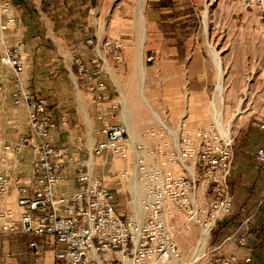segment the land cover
<instances>
[{"label":"crops","instance_id":"1","mask_svg":"<svg viewBox=\"0 0 264 264\" xmlns=\"http://www.w3.org/2000/svg\"><path fill=\"white\" fill-rule=\"evenodd\" d=\"M153 1L145 0L142 9L143 0H137V11L139 13L140 10L142 16L144 14L145 32L157 30L154 24L156 12L154 8L150 9L154 4ZM130 2L131 0H9L11 12L16 21L15 25L0 37H7L5 42L8 45H14L18 41L22 42L21 51L24 64L27 61L30 64L46 67L47 75L44 78L35 79L33 91L46 99L49 114L53 118H57L59 114H64L66 111L71 114L67 116L69 124L67 122L57 124L51 131L53 144L57 147H65L66 156H72V161L69 162L63 174V180L57 184L58 193L71 191L74 168L79 165L87 168L93 177L101 180L114 193L115 201V192L120 191L114 186L116 182L114 180L112 182L109 175L106 177L104 174L103 176L97 175L96 162L105 160L100 157L117 156V154L105 151L94 156L89 151L102 137L95 133L100 127V123L96 120L98 109L89 101L83 81L80 86L83 89L82 92L85 91V98L89 105L85 107V113L79 105L78 93L75 90L79 88L78 85L75 87L74 75L72 74V77L68 75L56 77V75L59 73L60 62H62L59 59L58 50H61L64 62L76 49L83 55H89L88 50L91 47L86 45L88 38L96 44L106 38H124L123 31L116 32L113 29L114 17L116 15L126 16L125 12H128ZM149 2H152L151 5ZM232 3L221 4L220 8L226 7L228 11H231ZM236 7L237 5L234 9L236 17L233 25L214 24V20L209 21L212 23L208 26L210 39L205 42L209 45L208 48L213 46L219 49L217 52L223 72V101L220 112L223 123L231 120L232 136H228V138L233 137L234 145L228 178L231 212L217 223L208 238L202 235L197 241L192 233L189 235L192 228L200 232L196 224L189 223L188 230H186L181 216L170 219V224H172L178 250L184 260L190 255V258L198 256L203 249L218 245L217 252L233 253L237 256L238 262L249 256L251 264H264V168L259 166L254 156L264 140V131L260 128V118L264 115V89L259 88L258 75L238 76L232 66L231 48L235 41L231 42V35L233 34L236 40L242 30V18L237 17ZM89 9L92 11L90 14ZM256 26L257 35L264 40V22L256 21ZM193 32L192 29V35H187L186 40L174 39L167 42V45L157 41L146 42V49L170 48L172 51L155 56L153 70L150 68L151 65L146 63L142 67L144 70L142 91L139 92L137 87L135 91L130 92L131 96L129 95L132 103L139 106L138 110L133 111L128 107L126 99L128 94L123 90L121 80L109 78L108 83L102 73L101 78L109 86L112 98L117 99L121 104L117 121L126 125L129 140L125 144L126 147L129 148L134 144L141 145V150L130 151L127 155L129 157L123 158L127 159V162H115L122 164L123 167L119 168L125 169L130 175L128 181L134 183L133 186H136L135 189L138 191L136 198L142 194V185L134 181L135 178L131 180L134 174V164L131 161L134 157L139 156L141 158L139 161L145 166L155 167L159 158L154 153L150 154L149 151H153L162 139L171 142L181 123L189 129H195L204 128L214 121L212 101L215 95L218 70L212 55L209 58L196 56ZM262 48L264 55V47ZM178 49L182 51H177ZM166 66H170L171 85L167 83ZM71 82L74 89H71ZM111 86L117 93L116 96L113 95ZM260 98L261 103L259 104L257 100ZM123 102L127 104L126 109ZM143 103L146 106H143ZM17 107H20L26 115L24 107ZM154 114L159 117V120ZM147 128L163 129L164 135L162 138L155 135L141 136L143 130ZM15 139L0 141V147ZM2 155L0 148V156ZM9 156H16L9 160L14 171L20 172L21 176L25 175L33 157L31 150L23 149L20 154ZM64 161L66 162V159ZM136 182L137 185H135ZM136 190L132 189V192ZM124 191L131 196V190L126 188ZM16 196L15 186L12 184L0 197V208H12L17 213ZM116 206L119 208L117 201ZM215 233H217L216 236ZM184 236H190L186 246L182 243ZM19 237L25 243L26 251L24 256L16 259L14 264L18 261L31 262L28 248L30 240H35L41 247L42 264L53 263L52 256L55 247L51 237L21 234ZM202 238H204V244L198 253L199 246L197 245ZM239 238L244 239V245L240 246L236 243ZM190 258L189 261L192 260Z\"/></svg>","mask_w":264,"mask_h":264},{"label":"built area","instance_id":"2","mask_svg":"<svg viewBox=\"0 0 264 264\" xmlns=\"http://www.w3.org/2000/svg\"><path fill=\"white\" fill-rule=\"evenodd\" d=\"M236 2L241 10L254 11L257 21L264 22V0ZM15 21L9 0H0V35ZM87 43L94 41L88 39ZM103 45L114 53L121 49L115 39H106ZM21 49V41L8 45L0 37V62L12 70L10 99L14 106L25 108L28 128L27 136L0 147V197L14 184L18 208L17 213L12 208H0V231L51 237L55 247L52 264H189L180 255L170 219L181 216L185 228L194 223L208 238L217 223L230 214L232 138L222 137L215 121L195 129L181 123L171 142L162 139L149 151L158 156L157 166H145L134 157V177L142 185V194L130 215L117 208L114 193L82 165L74 168L71 191L58 193L57 184L63 180L72 156H66L65 147L53 144L51 131L57 124H65L67 116L53 118L46 99L27 88ZM115 57L119 58L117 54ZM75 63L89 101L98 109L100 127L95 133L102 138L90 153L97 156L107 151L126 158L130 151L141 150L139 144L129 146L130 150L125 145L129 142L127 128L117 121L120 101L112 98L101 78L103 58L98 55L91 59L90 66L77 58ZM260 128L264 131V115ZM146 135L162 138L164 131L147 128L141 133ZM23 149L31 150L33 157L29 170L21 176L9 162L16 156L9 155H18ZM254 156L264 168V140ZM236 243L242 246L245 241L239 238ZM28 248L31 262L16 264H42L37 242L28 241ZM217 250L218 245L203 249L191 264H251L249 256L238 262L235 254Z\"/></svg>","mask_w":264,"mask_h":264},{"label":"rangeland","instance_id":"3","mask_svg":"<svg viewBox=\"0 0 264 264\" xmlns=\"http://www.w3.org/2000/svg\"><path fill=\"white\" fill-rule=\"evenodd\" d=\"M154 4L150 9L154 8L156 12V16L154 17V24L157 28L156 31L145 32L146 25L144 24V14L142 16L141 11L139 13L137 11V0H131L128 6V12H125L126 16H118L114 17L115 23L113 24V29L116 32H122L125 34L124 38H106V39H115L121 43V49L116 53L112 51V49L107 48L103 45V42L106 39H102L98 44L94 41L93 44L86 43L89 45L91 49L89 55H83L80 53L78 49L74 50L71 53V56L63 62V54L61 50L59 51V73L57 76H70L74 75V83L75 87L78 85L79 89L77 91L79 105L82 107V112L85 113V107L88 105V102L85 98V91L82 92L83 89L80 86L81 79L77 74V67L75 60L79 59L82 63L90 66V60L95 58L96 56H100L103 58V69L102 73H104V77L109 83L110 79H120L122 88L128 94L126 97L128 101V107L130 110H138L139 106L134 105L131 101L130 92L135 91L140 84V74L143 70L144 64L151 65V70L154 69L155 56H160L161 53L166 54L170 53L172 50L170 48H149L146 49L147 41H157L162 42L165 45L167 42L171 40H186L187 35L191 36L192 29L194 34V45H195V53L196 56L209 58L212 55L213 51H218L219 49H215L213 46L207 47L206 41L209 40V31L208 26L211 25L209 21L211 20L214 24H234L235 6L237 10V17L242 18V30L241 34L237 36L236 40H234V35H231V42L235 41L233 48H231L232 60L235 72L240 75H258L259 80V88L264 89V55L262 54L264 47V40L261 36L257 35L256 30V14L254 11H244L239 8V4L236 0H154ZM233 4L231 11H228L226 7L220 8L221 4L227 5ZM152 3V2H151ZM149 2V4L151 5ZM145 5V0L142 3V9ZM240 9V10H239ZM241 11V12H240ZM230 12V13H229ZM203 14H206L205 20H203ZM230 14V16H229ZM256 20V21H255ZM205 25V26H204ZM238 25V22H237ZM207 27V30H206ZM144 29V40L142 41V48L140 47L141 43V30ZM189 32V33H188ZM7 35V34H6ZM7 37H3L5 40ZM217 39V36L215 35ZM91 39V38H88ZM87 39V40H88ZM126 41H125V40ZM140 39V43H139ZM259 42V43H258ZM167 45V44H166ZM213 48V49H212ZM176 51V50H173ZM177 51H182L178 49ZM217 52L218 56L219 53ZM118 55L119 58H116L115 55ZM230 54V56H231ZM82 56V57H81ZM87 56V57H85ZM150 58V60H147ZM220 58V56H219ZM214 61V58H213ZM215 64V61H214ZM216 66V64H215ZM109 68V70H107ZM217 68V66H216ZM218 76L216 85L218 84L219 73H221L220 85L221 92H223V72L221 68H217ZM154 71H152L153 73ZM166 78L168 85L170 83V66H166ZM48 71L45 66H38L34 64L27 63L25 61L24 71L22 77L26 81L27 88L33 91V85L35 79L44 78L47 75ZM73 74V75H72ZM12 70L11 68L0 62V141H6L16 138H23L28 134L27 128V119L25 112L17 106H14L10 99V92L13 88L12 82ZM144 81V80H143ZM113 82V81H112ZM143 85V84H142ZM215 85V95L212 101V108L214 111L213 104L215 102V108L220 109L221 104H219L220 98H222V94L218 95V88ZM170 87V86H169ZM74 89V86L71 82V89ZM111 90L113 95H117L116 92L113 91L111 86ZM139 91V89H138ZM140 92V91H139ZM130 95V96H129ZM223 101V98H222ZM258 103H261V98L257 100ZM124 108H127V104L123 102ZM89 106V105H88ZM143 106H146L143 103ZM147 108V107H145ZM90 109V107H89ZM88 109V110H89ZM239 111V109H238ZM66 116L70 114V112H64ZM214 111V121H215ZM71 115V114H70ZM93 116V114H90ZM231 121V120H230ZM222 123L225 126L229 127L230 132V123ZM68 123V122H67ZM69 124V123H68ZM70 126V125H69ZM221 135V134H220ZM222 136V135H221ZM229 136H232L229 135ZM233 139V137H232ZM233 142V141H232ZM232 146V151H233ZM233 156V154H232ZM129 157V156H127ZM139 157V156H137ZM100 158L105 159L104 161L100 160L96 162V171L97 175L106 176L109 175L110 180L116 182V188L120 191L116 193V201L118 204V209L120 211H124L126 215H130V211L136 209L134 203L136 202V197L138 191L135 189L131 181H128V176H130L125 169L122 170L119 167H123L122 164L115 163L116 161L127 162V159L120 158L117 156H101ZM141 159L140 157L138 160ZM124 160V161H123ZM110 161V163H107ZM152 161V160H150ZM129 165V164H128ZM133 176V175H132ZM132 177L131 180L133 181ZM135 181V180H134ZM137 185V182L135 183ZM134 187V188H133ZM128 188L136 190L131 193V196L124 191V189ZM123 190V191H121ZM138 216V214H137ZM141 216V215H140ZM139 217V216H138ZM188 230V228H185ZM190 234L195 238V240H199L202 236L198 229H190ZM217 233H215L216 236ZM190 236H184L182 243L186 246L189 241ZM179 242V241H178ZM209 242V241H208ZM200 244V243H199ZM199 246V245H197ZM25 243L20 239L19 235H11L0 231V264H14L16 259L24 256L25 254ZM201 254V253H200ZM198 254V256L200 255ZM191 256V255H190ZM190 256L185 260H189ZM196 256L195 258H197Z\"/></svg>","mask_w":264,"mask_h":264},{"label":"bare ground","instance_id":"4","mask_svg":"<svg viewBox=\"0 0 264 264\" xmlns=\"http://www.w3.org/2000/svg\"><path fill=\"white\" fill-rule=\"evenodd\" d=\"M205 17H206V14H203V20H205ZM205 26V25H204ZM144 29L141 30V43H140V39H139V43H140V47L142 48V41L144 40ZM213 49V48H212ZM213 51V58H214V61H215V64L217 66V68L219 69L220 68V58L217 54L216 51L212 50ZM140 84L138 85V89L139 91H142V84H143V80H144V72L142 71L141 74H140ZM220 78H221V73H219V77H218V84L220 83ZM216 85V88H218V95H221L222 92H221V87L220 85ZM222 103V98H220V101H219V104ZM215 102L213 104V107H214V111L216 112L215 114V122L217 123L218 125V128H219V133L222 135V137H225V138H228L229 136V127L228 126H225L223 123H222V114L220 112V109H216L215 108ZM155 118L157 120H159V117L154 114ZM133 143V142H132ZM134 177V174L133 176ZM134 179V178H133ZM135 180V179H134ZM136 181V180H135ZM137 200V199H136ZM135 209V208H134ZM138 214V213H137ZM205 236V235H204ZM205 238V237H204ZM204 238L201 239V242L199 244V251L198 253L201 251L202 249V245L204 244ZM190 259H192L191 261H189V264H191L192 262H194L197 258H195V256L191 257Z\"/></svg>","mask_w":264,"mask_h":264}]
</instances>
